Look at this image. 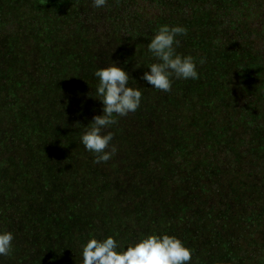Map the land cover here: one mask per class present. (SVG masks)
I'll list each match as a JSON object with an SVG mask.
<instances>
[{
  "label": "trees",
  "instance_id": "1",
  "mask_svg": "<svg viewBox=\"0 0 264 264\" xmlns=\"http://www.w3.org/2000/svg\"><path fill=\"white\" fill-rule=\"evenodd\" d=\"M163 24L187 29L176 51L199 73L169 92L141 79ZM112 62L142 99L94 163L80 136ZM0 120L3 264H82L89 238L126 250L148 234L179 238L191 264H264V0H0Z\"/></svg>",
  "mask_w": 264,
  "mask_h": 264
},
{
  "label": "clouds",
  "instance_id": "2",
  "mask_svg": "<svg viewBox=\"0 0 264 264\" xmlns=\"http://www.w3.org/2000/svg\"><path fill=\"white\" fill-rule=\"evenodd\" d=\"M107 0H92L94 8H102ZM187 34L184 26L159 25L147 45L155 62L147 66L141 77L152 88L169 92L172 80H197V62L191 55L176 51L179 36ZM205 58L199 63L203 64ZM97 79L95 98L102 105V114L93 116L80 136L85 150L94 154V163H106L116 153L111 145L113 134L105 131L117 123V117L135 112L141 103L142 91L129 85L130 76L123 67L112 62L94 72ZM93 98V97H92ZM13 233L0 231V256L12 252ZM82 264H191L192 250L177 237L168 234H148L125 248L113 236L89 238L81 249Z\"/></svg>",
  "mask_w": 264,
  "mask_h": 264
},
{
  "label": "rangeland",
  "instance_id": "3",
  "mask_svg": "<svg viewBox=\"0 0 264 264\" xmlns=\"http://www.w3.org/2000/svg\"><path fill=\"white\" fill-rule=\"evenodd\" d=\"M24 88V86H23ZM3 121V122H1ZM1 124L5 126H7L6 121L5 120H0ZM1 145L7 147V144L1 143ZM1 166V164H0ZM10 186H9V177H8V170H6V168H1L0 167V201H2L3 198L7 197V191L9 190ZM9 196H8V205H7V211H11L8 212L9 214H17V216H19L22 211H23V207L22 204V200L18 199V198H14L12 201L9 202ZM10 205H12V208L10 207ZM7 213V212H6ZM3 261V260H2ZM0 262V264H3V262Z\"/></svg>",
  "mask_w": 264,
  "mask_h": 264
}]
</instances>
